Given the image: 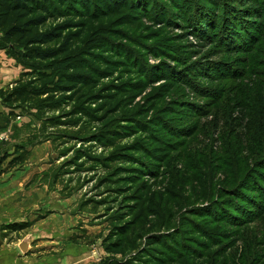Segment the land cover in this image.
<instances>
[{
  "label": "rangeland",
  "instance_id": "1",
  "mask_svg": "<svg viewBox=\"0 0 264 264\" xmlns=\"http://www.w3.org/2000/svg\"><path fill=\"white\" fill-rule=\"evenodd\" d=\"M130 13L80 19L68 32L86 40L102 27H118L132 52L152 65L145 73L127 62L115 72L93 63L112 73L73 95L51 93L35 106H10L5 96L28 68L8 53L20 73L0 83V158L10 156L3 167L17 155L25 162L0 178V264H264V205L252 190L264 187V65H248L240 48L230 52L224 41L204 40L181 19L122 20ZM104 44L94 53L117 64ZM260 48L254 58L262 60ZM211 61L218 67L199 68ZM161 62L173 77L163 67L164 79L148 81ZM188 72L196 91L174 79ZM44 98L63 103L47 111ZM185 102L208 111L195 116ZM158 118L171 130L166 123L150 129ZM179 126L195 129L176 136ZM43 187L47 195L38 193ZM17 190L29 197L28 207L21 199L9 205ZM28 234L33 247L23 254L18 244ZM168 235L187 250L168 249ZM108 236L126 253L108 252Z\"/></svg>",
  "mask_w": 264,
  "mask_h": 264
},
{
  "label": "trees",
  "instance_id": "2",
  "mask_svg": "<svg viewBox=\"0 0 264 264\" xmlns=\"http://www.w3.org/2000/svg\"><path fill=\"white\" fill-rule=\"evenodd\" d=\"M242 2L243 0H0V32L2 33L0 45L5 47L17 62L28 68V71H24L21 78L13 84L12 91L5 96V102L10 106H35L34 101L43 95L51 93L73 95L82 86L95 84L104 79L107 74L115 72L121 67L120 62H127V65L136 71L145 73L143 72L146 70L144 68H151L152 65L144 61L143 53H139L133 48L132 52L129 44L124 42L125 35L118 27H102L101 30L89 35L87 41L85 40L86 35L68 32L75 23H78L77 20L93 21L95 17H106L127 9L132 13L124 15L122 20L146 18L162 22L161 20L166 19L169 22L167 24H174L175 20L181 19L183 23H187L189 30L191 28L196 36L204 40L220 43L224 41L227 51L240 48L243 53L249 56L248 65L250 62L255 64L256 61L257 65H264V58L262 60L254 58V54L264 45V0H245L247 5ZM237 6L241 7L244 13H241ZM154 7H156L155 14L150 13ZM55 19L60 22L52 28H45L49 21ZM120 20L121 18L118 19L119 23H121ZM102 42L107 43L104 45L107 46V52L110 55L119 58L117 64L108 63L99 54L94 53V46L99 47ZM52 43H56V45L50 46ZM152 55L158 56L155 53V48H152ZM93 63H100L104 67H110V64L113 66V70L112 72H108L104 68L99 70ZM161 63L156 66L159 68L155 79L148 78L149 74H146L148 81L161 80L165 75L160 71L163 67L168 68L164 62ZM216 64L202 62L199 64L202 65L199 68L208 67L209 69L210 65L211 69L214 66L217 68ZM167 71H170L173 77L172 68ZM187 74L191 78L188 72L183 76V80L176 77L174 79L189 83L194 91L198 90L199 87L192 83L188 79L189 77L187 78ZM234 75H238L237 71ZM208 95L214 97V95ZM50 101L51 99L46 98L42 105L39 104L42 106L41 109L55 110L63 103V101ZM185 103L186 106H190L194 110L195 116L202 117L208 111H203L192 102ZM260 103L262 108L259 118L264 121V97L261 98ZM81 109L82 107L79 108V110ZM46 121L54 125L56 123L55 118H48ZM165 123L163 118H158L151 120L147 125L150 129L157 131V128H160L159 124ZM152 125H155L156 128ZM166 125L170 129L167 123ZM175 127L177 126H172V130ZM178 128L180 130L176 129L174 135L185 137L195 129L189 126H179ZM1 129L2 127H0ZM7 159H10L8 153L0 158V178L22 165L25 162V155L13 157L3 167ZM259 181L264 185L262 177ZM252 190L256 191L257 196L260 193V198L257 199L263 201L264 205V187ZM236 191L238 189H235L233 193ZM216 202L220 203L221 201ZM235 216L236 214H234ZM111 238L108 236L104 241L107 251L114 254H125L122 244ZM163 238H166L165 245L172 252L180 250L182 254L183 250H187L188 246L182 244L178 238L171 239L170 235L163 236ZM193 252L195 253L192 254L194 257L199 256V253ZM144 256L151 257V254L146 253ZM136 261L131 264L145 263Z\"/></svg>",
  "mask_w": 264,
  "mask_h": 264
},
{
  "label": "crops",
  "instance_id": "3",
  "mask_svg": "<svg viewBox=\"0 0 264 264\" xmlns=\"http://www.w3.org/2000/svg\"><path fill=\"white\" fill-rule=\"evenodd\" d=\"M1 36H2V33L0 32V38H1ZM8 53H9L8 50L5 47H2L0 45V83H5L7 81V79H9V78H13V77L16 78L19 75V73H20L19 67L17 65H14L15 63L13 62V60L9 59V54ZM15 175L20 176L21 173L15 174ZM17 176H14L12 179L8 180V182L6 183L8 187H11L10 189H12L13 184L16 181H18L17 180ZM5 179H7V178H5ZM2 180H4V179H2ZM2 180L0 179V182ZM38 193L46 194L47 193V189L43 187L42 189H40L38 191ZM46 195H44V196H46ZM14 196H11L9 198V202L11 201V203L9 205L14 207L13 206L14 204H13L12 201H14V200L18 201L17 199H21V202L19 204H22L24 206L26 205V207L29 206V201L30 200H29V197L27 196V194L25 193L24 190H19L17 192V195H14ZM43 202L47 203V205H51L52 204L48 200L43 201ZM32 247H33V245H32Z\"/></svg>",
  "mask_w": 264,
  "mask_h": 264
},
{
  "label": "water",
  "instance_id": "4",
  "mask_svg": "<svg viewBox=\"0 0 264 264\" xmlns=\"http://www.w3.org/2000/svg\"><path fill=\"white\" fill-rule=\"evenodd\" d=\"M31 238H32V236L30 234H28L25 238H23L19 242L18 247L23 254H26L31 250V248H32Z\"/></svg>",
  "mask_w": 264,
  "mask_h": 264
}]
</instances>
